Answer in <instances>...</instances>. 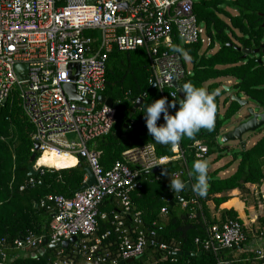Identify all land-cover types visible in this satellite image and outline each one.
I'll return each instance as SVG.
<instances>
[{
	"label": "built area",
	"instance_id": "2783aa9c",
	"mask_svg": "<svg viewBox=\"0 0 264 264\" xmlns=\"http://www.w3.org/2000/svg\"><path fill=\"white\" fill-rule=\"evenodd\" d=\"M210 43L197 24L192 0H0V106L17 92L22 112L34 128V147L39 145L33 165L38 175L56 170L39 163L44 154L53 153L83 162L94 179L92 185L71 198L50 197L48 231L16 240V250L40 251L44 239L49 246L76 238L69 248L73 246L72 253L85 257L87 264H133L144 257L147 247L157 246L155 230L145 228L131 199L140 189L139 175L160 169L169 159L157 158L153 147L145 146L126 152L124 163L117 161L105 170L100 153L89 148L117 123V110L97 101L106 89L107 60L114 50H144L150 86L154 84L162 98L168 92L176 99L192 69L190 56L178 49L196 44L205 48ZM18 66L26 67V74L18 73ZM66 85L75 87L82 103L69 101ZM67 135L75 139L66 141ZM195 146L198 157L203 158L207 147L200 143ZM173 151L178 154V147ZM128 164L136 169L131 170ZM88 179L87 175L84 185ZM40 184L30 178L20 190ZM108 199H115L120 209L111 214V229L98 236L100 221L107 219L100 208ZM188 203L191 201L183 206ZM111 235L118 236V254L107 262L100 249ZM259 235L263 237V233ZM246 236L243 224L226 219L207 227L206 237L194 243L202 252L217 257V264H230L218 258L219 254L242 247ZM6 246V240L0 239V264H12L5 260ZM157 247L164 254L179 251L166 245ZM63 251L57 253L54 264H74ZM255 254L264 264V254L259 250Z\"/></svg>",
	"mask_w": 264,
	"mask_h": 264
},
{
	"label": "trees",
	"instance_id": "16d2710c",
	"mask_svg": "<svg viewBox=\"0 0 264 264\" xmlns=\"http://www.w3.org/2000/svg\"><path fill=\"white\" fill-rule=\"evenodd\" d=\"M192 2L197 24L211 39V43L205 48L196 44L178 49L187 52L191 58V75L186 77L183 83L191 82L214 95L216 106L214 128L211 131L202 128L193 138L183 137L177 146L178 154L173 153L171 145L153 141L146 127L144 112L147 105L161 99L162 96L155 89L148 92L151 72L147 55L142 49L124 53L114 50L107 60L106 89L102 95L117 104V123L108 135L89 144V148L100 153V164L105 170H109L117 161L124 163L126 152L145 146H152L157 158L172 159L179 156L176 160L161 166L158 173L151 174V171L141 173L138 180L140 189L132 194L131 200L135 209L141 213L145 228L155 230L154 240L157 246L166 245L169 249L189 254L202 252L194 243L195 239L203 240L207 235V227L217 223L210 218L209 203L218 208L229 200L226 196L228 192L233 190L244 192L248 185L264 184V137H262L251 148H243L232 175L218 178V174L228 170L231 163L212 173L208 172L207 188L203 196L191 190L187 195L191 203L169 207V204L175 202L185 191L174 193L170 188V178L175 179L174 175L179 174L177 178L193 186L197 176L193 169L195 161L213 155H217L214 162L223 158V149L217 142L222 130V120L233 118L240 111V106L231 100V96L225 98L222 105L227 106V109L223 119H220L221 97L223 93L225 94L221 81H234L233 89L236 96L240 98L242 95L253 101L260 111L264 112V64L257 63V59L263 56L251 54L243 60V53L235 49L236 47L261 49L260 46L264 43L262 27L264 0H192ZM215 48L217 50L209 54ZM164 95L170 103L183 99L180 96L171 99L168 92H164ZM140 98H143L141 106L130 116L135 102ZM178 107L177 103V109H169L170 114L174 115ZM157 123L158 126L164 123L163 114ZM33 134L34 128L24 116L18 94L15 92L10 100L0 106V239L7 242L4 249L5 260L11 261L12 264L55 263L56 255L62 249L42 246L43 252L37 250L22 252L15 249L14 242L30 233L36 236L45 235L52 220V214L47 210L52 203L48 199L54 196L73 197L76 192L82 190L87 177L86 165L83 162L74 167L76 160L73 157L66 155L57 157L53 153H50L52 158H62L59 163L50 166L56 170H47L43 175L29 177V168L34 165L30 163L34 150ZM196 143L208 149L207 154L201 159L198 157ZM235 160L236 157H233V161ZM45 161L46 158H43L39 163L45 165ZM128 166L131 170L136 169L132 164ZM30 178L40 181L41 184L20 190ZM216 195L223 196L216 198ZM119 209L115 199H108L102 204L100 212L106 213L107 219L100 221L98 236L111 229L109 224L111 214L118 212ZM162 209H166L165 214L161 213ZM226 219L242 224L232 210L223 212L221 221ZM260 221L264 223V218ZM126 222L128 224L130 218H127ZM117 237L111 235L101 245L100 252L107 255V262L116 258L118 254ZM109 245L110 247H107ZM157 246L147 247L144 257L135 260L133 264H217V257L212 254L179 257L172 252L164 254ZM106 247L107 249H104ZM73 249L71 246L62 253L68 259H72L74 264H87L85 257L72 253ZM225 252H221L218 258L225 261ZM34 254L37 257L34 258Z\"/></svg>",
	"mask_w": 264,
	"mask_h": 264
},
{
	"label": "clouds",
	"instance_id": "9594fccd",
	"mask_svg": "<svg viewBox=\"0 0 264 264\" xmlns=\"http://www.w3.org/2000/svg\"><path fill=\"white\" fill-rule=\"evenodd\" d=\"M179 91L183 94V99L170 103L166 97L161 98L147 105L144 112L146 127L153 141L171 145L173 149L183 137L193 138L202 128L211 131L215 124L216 106L213 94L191 82H186ZM177 103L178 110L174 115L170 114L169 109H177ZM161 114L164 123L158 126ZM193 169L197 176L192 191L203 196L207 188L208 164L204 160H197ZM170 180V188L174 193L185 190L186 184L181 179Z\"/></svg>",
	"mask_w": 264,
	"mask_h": 264
},
{
	"label": "crops",
	"instance_id": "0c3cea01",
	"mask_svg": "<svg viewBox=\"0 0 264 264\" xmlns=\"http://www.w3.org/2000/svg\"><path fill=\"white\" fill-rule=\"evenodd\" d=\"M226 83L230 84L228 86H233L234 84L232 80L229 82L226 81ZM244 100H247V99L244 97ZM245 148H246V145H245ZM173 153L175 152L173 151ZM178 157L179 156H175L174 158L169 159V162L176 160ZM215 159L216 158H213L211 163H208V166H209L208 172L210 173L218 169H221L222 167L225 166V165L218 164V162H214ZM78 165H80V161L74 167ZM70 168H73V167H70ZM70 168H66V169H70ZM229 176H230L229 169L222 171L218 174V178H227ZM254 186L252 185L246 186V191L244 192H241L239 190H233V191L228 192L226 196L229 197V200L221 204L218 208H215V206L212 203L208 204L210 218L211 220L216 221L217 222L216 224H218V222L221 221L223 217V212L225 210H232L233 212L237 214L243 226L247 227V223H245L246 220H249L250 224H255L258 222L260 225H262L261 228L263 230H260L261 228H256L258 230L256 231L255 234H250L246 236L248 238V242H246L244 246L233 249V250H228L225 252L224 254L225 261L229 262L230 264H262V261L257 258L255 251L259 250L264 254V223L260 221V219L264 218V201L261 203L257 196V195H260L262 200L264 199V184L261 186L257 185V187H261V188H260V192L257 193L255 199L251 197L253 195L251 187H254ZM221 196L223 195H216L215 197L219 198ZM260 232L263 233V237H260L259 235ZM46 246L48 247V245ZM59 249H62V248H59ZM38 252H43V251L40 248V251Z\"/></svg>",
	"mask_w": 264,
	"mask_h": 264
},
{
	"label": "water",
	"instance_id": "95a60500",
	"mask_svg": "<svg viewBox=\"0 0 264 264\" xmlns=\"http://www.w3.org/2000/svg\"><path fill=\"white\" fill-rule=\"evenodd\" d=\"M121 8L125 9L126 5L122 6ZM262 27L264 29V23H263ZM261 47L264 49V44ZM235 49L238 52H242L243 53V56H242L243 60L246 59V57L251 55V54H258L259 53L258 49L254 50V51H252L250 49H242V48H238V47H236ZM257 63L258 64H262L263 61L261 59H259L257 61ZM73 67L77 68L76 65H74ZM16 70L20 74L21 73L22 74H26V72H27V68L24 67V66H18L16 68ZM73 78L75 79L76 77H73ZM173 86H174V88L177 87L176 84H174ZM154 89H155V85L152 84L151 86H149L148 92H150V91H152ZM222 89L225 92L229 93L230 91L233 90V86L223 85ZM65 93L67 94L68 99H69L70 102H77V103H82L83 102V99L76 94V90H75V87L73 85H66L65 86ZM178 94H179V96L181 98H183V94L179 90H178ZM231 100L235 101L236 103H238V105L240 106V109L243 108V107H246L248 105L247 100H244V99L242 100V99L238 98L236 96V94H232L231 95ZM97 101H98V103L104 104L107 107H110V108H113V109H116V110L118 109L117 104H115L112 99L107 98V97H105L103 95L99 96ZM138 101L135 102V105H134L133 109L131 110L130 116L136 111V109H138L141 106L143 98H140ZM84 103L88 105L89 101L85 100ZM247 114L249 115L247 118L246 117L242 118V120H246V121L239 123L232 131L224 134L221 137V140H222L223 144L226 145L228 142H239V143L242 144V147L245 148V144L242 143V137L244 135L248 134V133H253V132L257 131L258 129H261L264 126V112L258 114V113H255V111L253 109H249ZM38 149H39V145H36L34 147V152H33L32 156L30 157V163L34 164L35 158L37 156ZM159 171H160V169L152 170L151 174L158 173ZM86 172H87V175H88L89 179H88L87 184L84 185L82 189H84L87 186H90V185H92L94 183V179H93L89 169L86 168ZM28 175H29V177L37 176L38 172L35 171L33 167H30ZM191 190H192V185L190 183H186V188H185V191H184L183 195L180 197V199H177L175 202H171L169 204V207L171 208L175 204L179 205V204H183L184 202H188L189 201V197L187 195H188V193ZM76 242H77V239L76 238H72L69 241H64V242H62L60 244H56V245H49L48 247L50 249L62 248L63 250H67L71 243H76ZM42 245L46 246V240L45 239L43 240ZM173 255L179 256V257H181V256H185V257H188V256L201 257L202 255L208 256L209 254L208 253L204 254L202 252L189 254V253H183L182 251H178V252H174ZM0 259H2L1 256H0ZM44 259H46V257H44ZM120 264H123V263H120Z\"/></svg>",
	"mask_w": 264,
	"mask_h": 264
},
{
	"label": "rangeland",
	"instance_id": "374dc122",
	"mask_svg": "<svg viewBox=\"0 0 264 264\" xmlns=\"http://www.w3.org/2000/svg\"><path fill=\"white\" fill-rule=\"evenodd\" d=\"M230 13L232 15H235L234 12L230 11ZM216 50H217V48H215V50H213L209 54H213ZM257 60H259V59H257ZM226 81L227 80H222L221 84L227 85V86L230 85V84L226 83ZM232 82H234V81H232ZM235 93H236V91L234 89L232 91H230L229 93H227V92H225V94L223 93V95L221 97L222 99H221V106H220V119L221 120L223 119L224 113L227 109V106L224 107V105H222L223 101L225 100V98H227V97H229ZM240 99H244V97L242 95H240ZM247 102H248V105L246 107L241 108L240 111L233 118H231L229 120H222V122H223L222 123V130H221V134L219 135L218 141H217L220 148L223 149V158L218 160L217 162L220 165H226V164L232 163L231 167L229 168V174L230 175L236 170V167L238 165L239 158H240V153L243 151V147H242V144L239 142H228L225 145V144H223L221 137L224 134L232 131L239 123L246 121V120H241V118H244V117L247 118L249 116L247 114L249 109H253L255 111V113H258V114L261 113L260 109L257 107V105L253 101L247 100ZM262 137H264V126L261 129H258L257 131H255L253 133H248V134L244 135L242 137V143H244L246 145V148L249 149L254 144H256ZM74 139H75L74 135H67L65 137V140L69 141V142L73 141ZM216 157H217V155H213L209 158L204 159V161H206L208 164V163H211L212 159L216 158ZM233 157H236L235 161H233ZM60 160H62V158H56V157L52 158L50 155L46 158V161L44 162V164L46 166H52L53 164L59 163ZM260 188L261 187H257V186L251 187L252 192H253V195L251 197H253V199H255L257 193L260 192ZM257 196H258V199L260 200V202L262 203L264 201V199L262 200L260 195H257ZM245 223H247V227L244 226V229H245V232L247 235L255 234L256 231L258 230L256 228L262 227V225H260L258 222L255 224H250L249 220H246ZM260 230H263V229L261 228Z\"/></svg>",
	"mask_w": 264,
	"mask_h": 264
},
{
	"label": "flooded vegetation",
	"instance_id": "af4514ba",
	"mask_svg": "<svg viewBox=\"0 0 264 264\" xmlns=\"http://www.w3.org/2000/svg\"><path fill=\"white\" fill-rule=\"evenodd\" d=\"M261 46H262V44H261ZM261 46H260L261 49H258V50H259V53L256 54V55L259 56V54H261V55L263 56V57H261L260 59L263 61L262 64H264V49H263ZM254 50H257V49H254ZM254 50H252V51H254ZM249 56H250V55H249Z\"/></svg>",
	"mask_w": 264,
	"mask_h": 264
},
{
	"label": "bare ground",
	"instance_id": "6f19581e",
	"mask_svg": "<svg viewBox=\"0 0 264 264\" xmlns=\"http://www.w3.org/2000/svg\"><path fill=\"white\" fill-rule=\"evenodd\" d=\"M49 155H50V154H45V155H43V158H47ZM66 156H67V155H66ZM43 158H42V159H43ZM75 160H76V159H75ZM76 164H77V161H76ZM76 164H75V165H76Z\"/></svg>",
	"mask_w": 264,
	"mask_h": 264
}]
</instances>
